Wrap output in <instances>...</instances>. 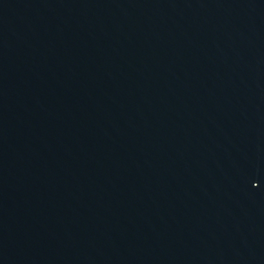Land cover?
I'll list each match as a JSON object with an SVG mask.
<instances>
[{
	"label": "water",
	"instance_id": "water-1",
	"mask_svg": "<svg viewBox=\"0 0 264 264\" xmlns=\"http://www.w3.org/2000/svg\"><path fill=\"white\" fill-rule=\"evenodd\" d=\"M0 264H264V0H0Z\"/></svg>",
	"mask_w": 264,
	"mask_h": 264
}]
</instances>
